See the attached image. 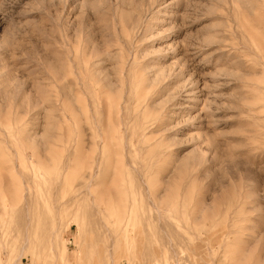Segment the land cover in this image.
Wrapping results in <instances>:
<instances>
[{"label": "rangeland", "instance_id": "obj_1", "mask_svg": "<svg viewBox=\"0 0 264 264\" xmlns=\"http://www.w3.org/2000/svg\"><path fill=\"white\" fill-rule=\"evenodd\" d=\"M0 264H264V0H0Z\"/></svg>", "mask_w": 264, "mask_h": 264}]
</instances>
